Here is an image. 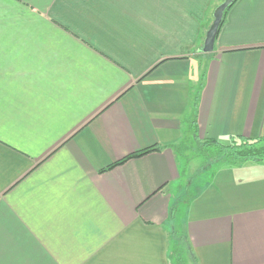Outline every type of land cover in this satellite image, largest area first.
<instances>
[{
	"label": "crops",
	"instance_id": "crops-1",
	"mask_svg": "<svg viewBox=\"0 0 264 264\" xmlns=\"http://www.w3.org/2000/svg\"><path fill=\"white\" fill-rule=\"evenodd\" d=\"M223 1L0 0V264H171L179 210L188 264H264V163L183 189L187 141L264 136V0L204 57Z\"/></svg>",
	"mask_w": 264,
	"mask_h": 264
},
{
	"label": "rangeland",
	"instance_id": "rangeland-1",
	"mask_svg": "<svg viewBox=\"0 0 264 264\" xmlns=\"http://www.w3.org/2000/svg\"><path fill=\"white\" fill-rule=\"evenodd\" d=\"M215 9L216 8H214V10ZM214 10H211L210 12L207 29L212 23ZM202 55L204 57L210 56V54ZM200 63L202 66V62ZM178 155L180 162L187 168V170H185L187 176H185L186 181H184L183 189H185V187L189 184V179L203 185V183L208 182L212 178L213 173L219 167H227L233 164L232 161H226L223 158H219V155L216 153L215 148L206 147L203 144L195 142L187 141L184 146L182 145L181 151L178 152ZM186 193H183L181 197L185 196ZM177 214L178 215L175 216V212L173 215V228L176 229V232L174 233L175 241L170 248V260L171 264H188L190 262V256L185 245V240L184 238L180 237V233L178 232L181 230L179 220H181V218L183 217L184 211L179 210V213Z\"/></svg>",
	"mask_w": 264,
	"mask_h": 264
},
{
	"label": "trees",
	"instance_id": "trees-1",
	"mask_svg": "<svg viewBox=\"0 0 264 264\" xmlns=\"http://www.w3.org/2000/svg\"><path fill=\"white\" fill-rule=\"evenodd\" d=\"M229 9L230 8H228L226 10V12L224 13L222 24L224 22L225 15ZM222 24H221V26H222ZM202 81H203V75H201V79H200L201 83L199 84V88H198V91H197L195 99H194V102H195L194 107H196V101L198 99V94H199L200 89L202 87ZM203 145H205L206 147L215 148V151L219 155V158H223L226 161H232V163L234 165L245 163V162L264 163V136H261V137L256 138V139H245L242 137H237V138H232L228 144L204 142ZM158 150H159V148L154 147V146L146 148V149L141 150L135 154L127 156L126 158H124L120 162L115 163L111 166H108L107 168H105L104 170H101L100 172L104 173V172L110 171L114 167L123 164L124 162H126L129 159L142 157V156H145L147 154H150V153H152L154 151H158ZM188 253L190 256V260H193V256L191 258L192 254H191L190 250H188Z\"/></svg>",
	"mask_w": 264,
	"mask_h": 264
},
{
	"label": "water",
	"instance_id": "water-1",
	"mask_svg": "<svg viewBox=\"0 0 264 264\" xmlns=\"http://www.w3.org/2000/svg\"><path fill=\"white\" fill-rule=\"evenodd\" d=\"M234 2L235 0H224L223 3L216 7V9L214 10L212 23L210 24L209 28L205 33L202 45L203 54H210L213 52L216 38L218 36V32L223 21L224 13L228 8L233 5Z\"/></svg>",
	"mask_w": 264,
	"mask_h": 264
}]
</instances>
